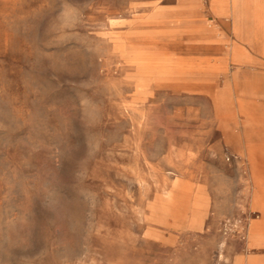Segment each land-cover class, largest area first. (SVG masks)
I'll list each match as a JSON object with an SVG mask.
<instances>
[{"label": "rangeland", "instance_id": "374dc122", "mask_svg": "<svg viewBox=\"0 0 264 264\" xmlns=\"http://www.w3.org/2000/svg\"><path fill=\"white\" fill-rule=\"evenodd\" d=\"M259 49L212 0H0V264H264Z\"/></svg>", "mask_w": 264, "mask_h": 264}, {"label": "crops", "instance_id": "0c3cea01", "mask_svg": "<svg viewBox=\"0 0 264 264\" xmlns=\"http://www.w3.org/2000/svg\"><path fill=\"white\" fill-rule=\"evenodd\" d=\"M254 5H258L260 7V25L259 27H255L254 21L239 17L237 15V10L243 7V3L240 0H212L213 7L216 11L220 13H231L233 18V29L237 37L243 39L250 44L257 43L260 46L259 51L264 54V0H254ZM248 35H245V33ZM237 45H232V48L236 49V61H243V59L247 58V54L237 48ZM262 48V49H261ZM249 157L253 160L254 157V146L249 147Z\"/></svg>", "mask_w": 264, "mask_h": 264}, {"label": "bare ground", "instance_id": "6f19581e", "mask_svg": "<svg viewBox=\"0 0 264 264\" xmlns=\"http://www.w3.org/2000/svg\"><path fill=\"white\" fill-rule=\"evenodd\" d=\"M241 1V0H240ZM237 15L239 16V17H242V13H243V7H241V9L239 8L238 10H237ZM260 13V12H259ZM243 18V17H242ZM260 25V24H259ZM259 25H256L255 27L257 28V27H259ZM250 152V151H249Z\"/></svg>", "mask_w": 264, "mask_h": 264}]
</instances>
